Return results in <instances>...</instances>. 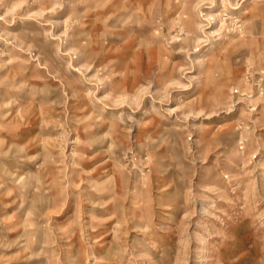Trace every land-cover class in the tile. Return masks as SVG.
<instances>
[{
	"label": "rangeland",
	"instance_id": "1",
	"mask_svg": "<svg viewBox=\"0 0 264 264\" xmlns=\"http://www.w3.org/2000/svg\"><path fill=\"white\" fill-rule=\"evenodd\" d=\"M0 264H264V0H0Z\"/></svg>",
	"mask_w": 264,
	"mask_h": 264
},
{
	"label": "bare ground",
	"instance_id": "2",
	"mask_svg": "<svg viewBox=\"0 0 264 264\" xmlns=\"http://www.w3.org/2000/svg\"><path fill=\"white\" fill-rule=\"evenodd\" d=\"M219 19H220V21H222L223 20V18L220 16V17H218ZM245 18L247 19V20H250L249 22H252V23H250L249 24V27H247V28H249L250 30L251 29H253L255 26H256V21H253V16L252 15H247V16H245ZM223 22V21H222ZM222 22H221V24H222ZM248 23V22H247ZM248 26V25H247ZM224 27V26H223ZM228 28V27H227ZM36 32H38V31H36ZM36 32H35V34H36ZM39 34V33H38ZM37 37V36H36ZM7 74H11V71L10 70H8V73ZM224 124H227V123H224Z\"/></svg>",
	"mask_w": 264,
	"mask_h": 264
},
{
	"label": "crops",
	"instance_id": "3",
	"mask_svg": "<svg viewBox=\"0 0 264 264\" xmlns=\"http://www.w3.org/2000/svg\"><path fill=\"white\" fill-rule=\"evenodd\" d=\"M74 210H75V208H74ZM74 210L72 212H74Z\"/></svg>",
	"mask_w": 264,
	"mask_h": 264
}]
</instances>
